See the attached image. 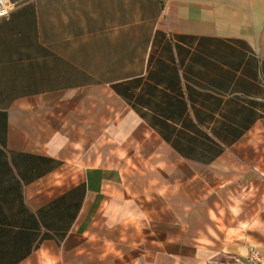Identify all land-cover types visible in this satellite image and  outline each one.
<instances>
[{"label":"crops","instance_id":"1","mask_svg":"<svg viewBox=\"0 0 264 264\" xmlns=\"http://www.w3.org/2000/svg\"><path fill=\"white\" fill-rule=\"evenodd\" d=\"M0 264L264 255V0H9Z\"/></svg>","mask_w":264,"mask_h":264},{"label":"built area","instance_id":"2","mask_svg":"<svg viewBox=\"0 0 264 264\" xmlns=\"http://www.w3.org/2000/svg\"><path fill=\"white\" fill-rule=\"evenodd\" d=\"M15 4L9 0H0V19L7 18ZM235 264H264V255L254 246L248 248L244 257L234 259Z\"/></svg>","mask_w":264,"mask_h":264}]
</instances>
